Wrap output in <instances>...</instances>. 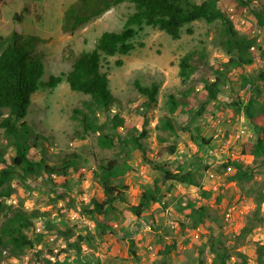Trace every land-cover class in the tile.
Returning <instances> with one entry per match:
<instances>
[{
	"label": "rangeland",
	"instance_id": "374dc122",
	"mask_svg": "<svg viewBox=\"0 0 264 264\" xmlns=\"http://www.w3.org/2000/svg\"><path fill=\"white\" fill-rule=\"evenodd\" d=\"M73 1H0V38L12 32L25 37H37L35 48L43 52L45 78L49 74L66 73L74 54L92 48L101 32L120 30L126 16L133 10L130 3L124 2L91 18L75 30L66 32L61 28L63 13ZM219 7L232 19L238 33L255 39L252 48L255 60L249 65L230 70V80L222 87L217 101L209 104L202 116L191 119L189 115L177 111L169 113L165 100L169 93L178 94L190 86L199 88L203 78L212 77L211 67H219L227 60L228 56L217 45L219 22L208 24L194 21L182 29L178 39H172L157 28L143 26L137 31L133 39L134 48L128 54H117L104 61L103 70L108 74L110 91L117 99L112 110L119 111L123 117V125L118 128V132L124 136L127 132L138 134L145 129L143 145L146 157L154 159L156 156L157 135L161 133L156 125L158 119L166 114L176 119L182 127L189 125L192 129H198L201 136L210 139L208 146L197 148L191 142L189 132L179 133L175 140L176 153L166 157L170 162V169L182 167L185 171L192 170L199 182L198 186L173 184L169 193L165 190L169 184H162L158 172L150 167L140 150L131 149L130 163L133 168L123 179L128 186L127 201L136 205L142 186L151 185L156 180L163 196L161 203L150 204L141 218L135 217L124 204L115 202V207L121 213L105 218L115 234L106 231L104 235H100L96 220L86 215L82 207L89 205L91 199L103 200L102 189L93 170L96 169L98 158L121 154L120 147H99L96 143L97 133L81 137L80 127L72 117V110L81 106V102L88 96L72 91L65 79L54 88H41L32 94L25 120L39 138L37 146L30 149V156L33 159L44 157L51 164H59L74 155L78 157L77 171L70 169L67 180L60 175L43 174L29 180L27 186L16 184L15 191L7 200L12 206L22 205L26 209H40L49 213L48 219L35 220V232L42 235L41 243L36 248L46 258L50 257L52 261L48 264H55L49 251L59 253L55 258L59 262L64 259L66 264H96V260L100 264H136L130 254V242L143 264H188L196 258L197 248L206 240L209 224L221 226V232L226 236L238 234L245 225L255 206L250 190L264 187V165L254 170V176L249 182L240 185L229 180V170L223 168V164L227 159H240L249 163L251 156L248 154V144L254 139L255 133L241 113H234L225 104L236 96L242 99L248 97L249 91L240 88L241 74L260 86V101L264 104V78L259 77L264 74V56L258 50L264 49V27L258 25L251 14L239 8L234 0H219ZM187 28L191 29L190 33ZM189 51H196L200 55V62L190 79L184 82L178 75V62ZM118 60L121 61L120 65L116 64ZM135 81L141 85L157 82L159 92L155 106L144 107V97L135 87ZM241 129L243 133L240 132ZM171 140L172 138L164 141L163 145ZM0 143H6L1 128ZM12 154L13 149L9 147L7 157ZM204 192H209V195L204 196ZM186 199L206 206L210 218L204 225L191 229L180 224L185 221L184 215L188 212L179 211L176 204L177 201ZM261 216V224L247 235L244 244L239 247L252 263L257 244H264V204ZM96 218L101 219V216L97 215ZM1 219L0 216V221ZM48 221L51 222V227L45 226ZM57 229H70L75 234L89 235L91 240L89 243L82 242V252L75 254L67 248L68 241L56 232ZM158 237L166 244L176 245L165 257L158 255ZM92 249L95 253H92ZM204 255L205 264H208L210 255L206 250ZM4 264L41 263L32 251H27L16 260Z\"/></svg>",
	"mask_w": 264,
	"mask_h": 264
},
{
	"label": "trees",
	"instance_id": "16d2710c",
	"mask_svg": "<svg viewBox=\"0 0 264 264\" xmlns=\"http://www.w3.org/2000/svg\"><path fill=\"white\" fill-rule=\"evenodd\" d=\"M2 1V0H0ZM236 5L251 14L257 24L264 27V0H234ZM128 2L133 10L126 16L120 30H106L99 34L94 46L74 54L70 68L60 75L49 74L46 76V66L43 62V52L35 48V36H23L18 32L0 38V128L3 130L6 143H0V264L16 260L27 251L34 254L41 264H48L52 260L43 256L37 249L41 243L42 235L35 232V220L48 219L49 213L40 209H26L22 205L12 206L7 203L15 191L16 184L27 186L31 179L41 177L43 174L60 175L65 180L69 177V170H76V158L67 157L61 163H48L47 159L40 157L33 159L30 149L37 146L38 135L25 120L31 105V96L41 88H54L62 79L68 83L72 91L88 96L81 102V106L72 110V117L78 121L81 137L86 134L97 133L96 143L101 148H114L119 146L121 154L110 158H98L93 175L102 189L103 200L91 199L89 205L82 207V211L90 218L96 220L100 235L106 231L115 234L113 228L106 223L105 218L111 214L118 216L121 212L114 203L124 204L137 218L150 204L161 203L162 189L158 180L153 184H144L136 205L127 201L126 191L128 186L123 179L127 172L132 170L130 163L131 151L140 150L141 156L149 163L150 167L158 172L162 184L168 183L166 192H170L173 184L179 183L198 186V178L194 171L184 170L182 167L171 170L168 157L177 151L175 141L180 132H189L191 142L197 147L208 146L210 139H206L198 129L189 125L181 126L176 119L166 114L158 119L156 129L161 133L157 135L158 144L154 159L146 157V148L143 138L145 129L140 133L127 132L121 136L118 128L123 125V117L119 111L112 110L117 99L109 88V79L103 70L104 61L114 55H126L133 48V39L137 31L143 26L157 28L167 33L172 39H178L182 29L194 21H204L208 24L219 22L217 45L228 56L219 67H211L212 77L203 78L201 86H190L178 94L169 93L165 105L169 113L179 112L187 114L190 118L202 116L207 106L218 99L222 87L230 80V70L243 67L254 62L255 56L252 48L255 39L237 32L232 19L219 7V0H74L65 9L62 19V30L71 32L86 23L91 18L98 16L118 4ZM187 32L191 29L187 28ZM264 56V49H258ZM200 55L196 51H189L179 58L178 75L182 81H188L197 70ZM117 65L121 61H116ZM240 88L249 91L246 99L236 96L225 104L234 113H241L252 126L255 133L254 139L248 144V154L251 161L245 163L240 159H227L223 168L229 167V180L243 184L252 180L254 170L264 165V104L260 101L261 89L251 79L241 74ZM261 79L264 74H260ZM135 87L144 97L145 108H152L157 103L159 85L151 81L149 85H141L135 81ZM193 130V131H191ZM172 140L163 145L164 141ZM12 147L13 154L7 157L8 148ZM127 148V149H125ZM132 149V150H131ZM243 155L245 154L242 153ZM167 157V158H166ZM77 171V170H76ZM204 196L209 192H204ZM250 195L254 201V209L247 217L245 225L236 235L226 236L221 232V226L208 225L206 240L197 248L196 258L188 264H205L204 251L210 255L208 264H264V244H257L254 261L239 247L244 244L248 234L262 222L261 208L264 204V187L252 188ZM219 200V199H217ZM179 211H187L184 222L180 224L191 229H196L205 224L210 218L206 206L197 205L192 200H180L176 204ZM97 215L101 219H97ZM51 222H46L51 227ZM31 232L32 234H28ZM68 242L67 248L75 254L82 252V242L91 240L88 235L75 234L70 229L56 230ZM159 256H167L176 248L175 244H166L160 237ZM130 254L136 264H143L133 250L130 242ZM92 253L95 250L92 249ZM49 254L54 258L55 264H66L64 259L58 261L55 257L59 253ZM165 262V261H162ZM96 264H100L96 260Z\"/></svg>",
	"mask_w": 264,
	"mask_h": 264
},
{
	"label": "built area",
	"instance_id": "2783aa9c",
	"mask_svg": "<svg viewBox=\"0 0 264 264\" xmlns=\"http://www.w3.org/2000/svg\"><path fill=\"white\" fill-rule=\"evenodd\" d=\"M240 132L243 133V132H244L243 129H241ZM227 169L229 170V167H228ZM232 208H233V207H232ZM228 215H229V214H227V216H228ZM195 236L197 237V233L195 234Z\"/></svg>",
	"mask_w": 264,
	"mask_h": 264
}]
</instances>
